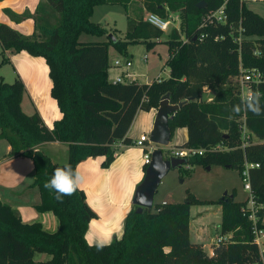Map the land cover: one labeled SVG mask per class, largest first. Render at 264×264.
I'll list each match as a JSON object with an SVG mask.
<instances>
[{"label": "trees", "instance_id": "1", "mask_svg": "<svg viewBox=\"0 0 264 264\" xmlns=\"http://www.w3.org/2000/svg\"><path fill=\"white\" fill-rule=\"evenodd\" d=\"M135 1L41 0L34 15L5 10L16 23L33 19L35 30L32 36H25L0 24L3 55L26 52L46 61L51 96L62 118L49 129L38 112L27 115L22 108L26 93L22 79L8 84L0 75V140L11 147L10 157L32 160L31 187L41 196L35 209L52 213L59 222L58 231L50 233L39 222L24 223L17 210L0 202V264H264V255L253 240V223L244 215L248 201L226 197L218 202L222 236L231 239L215 246L213 255L191 241V198L183 203L157 204L155 211L141 214L134 206L126 217L122 237L98 249L86 240L90 223L98 218L86 193L78 188L61 202L44 188L54 169L66 163L77 169L90 158L103 157L102 167L109 168L116 160L117 142L134 145L128 133L138 113L157 111L169 94L171 104L183 103L169 121L172 139L178 129L188 131V141L179 147L209 150L222 144L232 148L197 155L188 159L189 165L237 166L241 172L246 162L259 165L249 170V181L251 195L262 207L258 226L264 229V115L231 112L240 102L241 87L236 79L242 70L264 72V17L249 9L245 0H229L227 22L204 27V16L220 9L223 0H141L148 14L162 19L180 14L184 35L174 29L166 41L171 54L168 79L114 84L109 79L110 46L123 53L129 45L142 44L151 51L164 32L144 17H128L126 41L110 36L107 42L84 43L80 37L109 35L91 20L96 7L121 5L127 12ZM202 2L204 10L197 7ZM4 63L10 60L5 57ZM206 90L215 91L216 96L204 103ZM253 90L264 93V83ZM242 127L250 136L245 147ZM50 142L68 145L66 163H56L38 149ZM43 254L50 259L37 261V255Z\"/></svg>", "mask_w": 264, "mask_h": 264}, {"label": "crops", "instance_id": "2", "mask_svg": "<svg viewBox=\"0 0 264 264\" xmlns=\"http://www.w3.org/2000/svg\"><path fill=\"white\" fill-rule=\"evenodd\" d=\"M245 1L248 3L259 0ZM40 2L41 0H0V24H6L25 36H32L35 30L33 19H26L21 23H16L8 16L5 10H10L18 15H22L24 13H30L34 15ZM140 4L144 10L143 17L146 20L149 14L145 11L141 0ZM171 15L174 16V14ZM176 15L180 17L179 14ZM128 17L130 16L128 15ZM173 26L175 27V24H173L171 27ZM160 42H162V38L156 41V46L152 50H154ZM6 55H8L10 62H12L13 59H16V56H14L11 51H7ZM16 55H19L17 57L20 59L16 69L17 76L18 78L22 79L26 86V93L24 95L22 107L24 103H26V108L30 110V113H26L27 115L31 116L35 112H38L44 120L46 126L49 129H53L54 123L62 118V114L59 110L57 102L51 96L52 82L49 77V68L46 64V61L43 58L32 57L26 52ZM144 60L147 61L148 57L145 56ZM168 61L166 62L167 64ZM135 75V83L150 84L153 82L149 81L146 83H140L137 81V76L139 75ZM159 77L160 75L155 77L154 81H157L158 79L165 80ZM156 113L157 111L155 110H152L151 112L141 111L138 113L128 133V137L133 140V144L142 135L151 133L154 126ZM176 134L181 137V145L188 141L187 129H178L175 135ZM62 145H66L68 147V145L64 143L50 142L41 145L38 149L44 151L46 154H49V152L46 151L48 146L62 147ZM131 148L132 158L127 157L131 151ZM114 149L116 152V160L109 168L102 167V163L105 160L103 157L90 158L80 163L77 167L84 176V182L81 184L79 189L86 193L89 206L98 215V218L90 223L89 231L86 235V240L89 245H96L95 242L99 240L107 241L112 237L114 239H120L122 237L124 230L123 226L125 224L126 217L134 208L133 197L135 190L137 186L143 181L145 176L143 151L140 148L136 147L135 145L128 146L122 142H117L114 145ZM10 152L11 147L9 144L4 140H0V155L2 157V159H0V202L6 203L17 210L21 214L24 223L32 224L39 222L43 225L46 231L50 233L57 232L59 229L58 219L52 213H39L35 209V206L41 202V196L40 193H35L36 188L31 187L34 182V175L32 178L30 177L32 174V169L34 173V165L32 160L25 157L12 158L9 156ZM64 159L66 163L68 161V152H66ZM3 166H5L6 170L4 174L2 173ZM125 177L129 180L128 184L126 181H124ZM29 178L31 180H28ZM118 183L120 185L122 183V188L125 187L127 194H125L123 198L118 197L114 200L112 197L113 192L120 191V189L117 188ZM13 193L16 195L18 194V197L25 198L26 203L23 205H26V208L20 210V203L16 201V195ZM262 222L264 224V217ZM116 228L120 230V233L119 235L114 236ZM196 228L198 233L200 227L197 226ZM92 230L94 233L91 232ZM100 231H103L104 233H101ZM192 236L193 229L191 221V241ZM90 241L93 243L90 244ZM111 241L112 239H110L105 245L110 244ZM192 243L202 245L204 250L209 255H213L215 247L214 244L209 248V246L203 243V241H192Z\"/></svg>", "mask_w": 264, "mask_h": 264}, {"label": "rangeland", "instance_id": "3", "mask_svg": "<svg viewBox=\"0 0 264 264\" xmlns=\"http://www.w3.org/2000/svg\"><path fill=\"white\" fill-rule=\"evenodd\" d=\"M247 7L253 10L258 15L264 17V1H251L247 3ZM132 18H142L144 15V10L140 4V0H136L127 12L124 6L116 5H104L96 7L92 21L94 23H99V25L108 30L109 35L106 36H93L88 34H82L80 37V42H107L110 36L117 38L118 41H126L127 26H128V15ZM179 20L175 23V27H171L168 32L164 33L162 37V42L151 51H148L145 45L142 44H132L127 46V49L120 53L116 51L113 45L110 46V66L113 67L114 61L121 60H131L133 66L130 69V74L139 75L137 76V81L140 83H146L149 81H154V78L159 76L162 79H167L170 77V69L166 63L170 57L169 48L166 44L171 32L177 29L179 33L184 35V18L179 14ZM16 59H13L10 63H4L5 57L9 59L8 55H3V49L0 45V75L4 77V80L8 84H13L17 76V67L19 64V55L14 54ZM147 56L148 60L145 61L144 57ZM110 79L121 74V70L110 69ZM136 76V75H135ZM159 77V78H160ZM234 85V83H233ZM206 92V91H205ZM207 92H210L208 90ZM212 92V91H211ZM215 92V91H214ZM27 104L24 103L23 111L25 113H30L26 107ZM141 119V117H140ZM139 122V121H138ZM181 137L177 134L171 140L169 146L163 147V154L166 159L173 157L172 148L179 147ZM46 151L49 152L48 155L57 162L64 164L65 155L68 152V147L62 145L58 146H48ZM118 152V151H117ZM132 148L127 157H131ZM0 159H2L0 155ZM67 161V160H66ZM6 172L5 166L2 168V173ZM32 178L34 173L32 169ZM28 180H31L30 178ZM128 184L129 180L125 177ZM114 183V181H113ZM119 192H113L112 197L117 199L118 197L123 198L126 193L125 187L122 188L118 183ZM35 193L39 194V191L35 189ZM14 194V193H13ZM233 196L236 202H247L251 194L245 189V183L243 180V173L238 169H227L222 165H212L210 169L201 165H189L185 164L181 168L172 169L167 176L163 179L158 192L154 199L153 211H155L157 204H176L183 203L188 198L194 202L191 207V221L193 229V242L203 241L206 245H213V240L222 235L221 233V206L218 204L224 196ZM16 195V194H14ZM18 195V194H17ZM17 202L20 203V210L26 208L25 198L18 197ZM198 202V203H196ZM21 215V214H20ZM199 228V234L197 233V228ZM124 229V226H123ZM91 232L94 233L92 230ZM104 233L103 231H100ZM120 230L116 228L114 232L115 235H119ZM200 237H199V236ZM112 241L114 238H110ZM108 239L107 241H109ZM111 241V242H112ZM50 257L48 255H37V261H47Z\"/></svg>", "mask_w": 264, "mask_h": 264}, {"label": "built area", "instance_id": "4", "mask_svg": "<svg viewBox=\"0 0 264 264\" xmlns=\"http://www.w3.org/2000/svg\"><path fill=\"white\" fill-rule=\"evenodd\" d=\"M229 0H223V5L220 9L214 12H209L203 18V26H207L208 24H225L228 20L226 14V7ZM149 14L146 18L147 22H149ZM168 22V28L166 30H161L160 27L155 26L151 22L153 26L157 27L163 32H167L173 24H175L179 17L174 14V16H169L167 19H163ZM204 36L200 37V40H203ZM133 63L131 60H115L113 67L111 68L116 70L123 71L119 76L115 77L114 79H110V81L114 84L118 83H135L136 77L129 73V70L132 68ZM241 87L240 96L246 93L248 90H253L254 86L264 83V72L258 69L253 70H242V74L239 78L236 79ZM158 82L162 80L158 79ZM208 90H206L207 92ZM242 134H243V144L242 147H245L250 142V136L247 133L245 127H242ZM134 145L140 148L143 151V163L144 166H148L152 161V154L156 149V145L150 141V134L142 135L138 140L135 141ZM231 151L232 148H228L222 144L217 145L213 149L205 150V149H196V148H184V147H173L172 148V158H180V159H190L197 155H204L205 153H209L210 151ZM258 164H249L245 163L244 168L242 170L243 173V180L245 183V189L250 192L252 191L251 184L249 181V170L252 168H258ZM167 203H164V205ZM262 207L257 205L253 196L251 195L250 199L248 200V205L245 208V216H248L249 220L253 223L252 228V235L254 237V243L257 245L261 256L264 255V229L258 226L259 223V212ZM231 239V236H219L215 238L213 241L214 246H219L228 242Z\"/></svg>", "mask_w": 264, "mask_h": 264}, {"label": "water", "instance_id": "5", "mask_svg": "<svg viewBox=\"0 0 264 264\" xmlns=\"http://www.w3.org/2000/svg\"><path fill=\"white\" fill-rule=\"evenodd\" d=\"M199 9L204 10L206 4L204 2L197 5ZM216 96V92H204L202 94V102L212 101ZM183 103L173 105L170 103V95L167 94L162 98L159 109L156 113V118L153 130L150 133V141L156 145V149L152 154V161L147 166L143 181L137 186L133 197V205L137 207L138 214L145 213L147 210H152L154 207V199L158 189L167 176V174L176 168H181L188 164V160L180 158L166 159L163 154V147L169 146L172 139V132L169 126V121L172 115L180 110ZM227 169H232V166H226ZM238 169L237 166L233 167ZM210 169V167H208ZM233 198V196H224Z\"/></svg>", "mask_w": 264, "mask_h": 264}, {"label": "clouds", "instance_id": "6", "mask_svg": "<svg viewBox=\"0 0 264 264\" xmlns=\"http://www.w3.org/2000/svg\"><path fill=\"white\" fill-rule=\"evenodd\" d=\"M149 22L161 30L168 28V22L160 18L155 14H151ZM264 93L259 90H248L246 93L241 95L240 102L233 105L231 112L235 115H239L242 112H251L255 116L264 115V105L261 104V98ZM84 182V176L79 171V168L73 169L71 164H64L62 167H57L50 179L44 182V188L55 194V199L61 201L64 196H71ZM109 241L99 240L96 241L98 249L102 248ZM93 243L92 241L89 242Z\"/></svg>", "mask_w": 264, "mask_h": 264}]
</instances>
